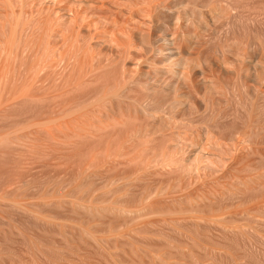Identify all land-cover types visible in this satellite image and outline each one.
Returning a JSON list of instances; mask_svg holds the SVG:
<instances>
[{
	"label": "rangeland",
	"instance_id": "obj_1",
	"mask_svg": "<svg viewBox=\"0 0 264 264\" xmlns=\"http://www.w3.org/2000/svg\"><path fill=\"white\" fill-rule=\"evenodd\" d=\"M13 1L0 264H264V0Z\"/></svg>",
	"mask_w": 264,
	"mask_h": 264
},
{
	"label": "bare ground",
	"instance_id": "obj_2",
	"mask_svg": "<svg viewBox=\"0 0 264 264\" xmlns=\"http://www.w3.org/2000/svg\"><path fill=\"white\" fill-rule=\"evenodd\" d=\"M3 1H4V2H3ZM3 1H0V3L2 2V3H5V5L7 4V6L10 7L9 9H12L13 11H14V9H16V8H14L15 6L12 7V6H13L12 3L14 2L13 0H3ZM33 1H35V0H31V2H33ZM38 1H39V0H37V2H38ZM47 1H48V0H47ZM50 1H51V0H50ZM71 1L74 2V4H75V3H76V4H83V5H87V4H88V0H80V1H79V0H71ZM89 1H90V3H91V0H89ZM114 1H115V0H114ZM15 2H16V1H15ZM15 2H14V3H15ZM20 2H21V6H23L24 4L27 3V0H20ZM20 2H19V3H20ZM101 2H103V1H101ZM101 2H100V4H97V3H96V4L100 6V5L102 4ZM110 2H111V0H110ZM151 2H154V0H153V1L151 0ZM60 3H61V2H60ZM111 3H112V2H111ZM147 3H148V2H147ZM15 4H16V3H15ZM35 4H37V3H35ZM35 4H34V2H33L34 7L36 6ZM44 4H45V2H44ZM53 4H54V3H53ZM68 4H69V3H68ZM2 5H4V4H2ZM2 5H1V6H2ZM5 5H4V6H5ZM26 5H27V4H26ZM33 5L31 4L32 7H33ZM45 5H46V4H45ZM58 5H59V4H58ZM65 5H66V4H65ZM88 5H91V4H88ZM102 5L104 6V4H102ZM102 5H101V6H102ZM16 6H17V8H18L17 10H19L18 3H17ZM19 6H20V5H19ZM37 6H38V5H37ZM37 6H36V8H38ZM46 6H48V4H47ZM49 6H50V5H49ZM68 6H70V5H68ZM74 6H75V5H74ZM107 6H108V5H107ZM147 6H148V5H147ZM5 7H6V6H5ZM32 7H30V8H32ZM58 7H59V6H58ZM104 7H105V6H104ZM108 7H109V6H108ZM148 7H151V6L149 5ZM36 8H35V10H34V8L31 9V10L36 11ZM42 8H43V6H42ZM46 8H47V7H46ZM46 8H45V10H46ZM64 8H65V7H64V6H61V5H60V7H59V9H60L61 11L64 10ZM67 8H69V7H67ZM88 8H89V7H88ZM106 8H107V7H106ZM119 8H120V10H121V7H119ZM2 9H3V8H2ZM6 9H8V8H6ZM22 9H23V11L25 10L24 8H22ZM28 9H29V8H28ZM48 9H49V7H48ZM48 9H47L46 12L49 11ZM52 9H53V8H52ZM75 9H76V8H75ZM82 9H83V8H82ZM85 9H86V8H85ZM89 9H90V8H89ZM133 9H134V8H133ZM43 10H44V9H43ZM45 10H44V11H45ZM135 10H137V9H135ZM9 11H10V10H9ZM21 11H22V10H21ZM21 11H20V12H21ZM28 11H30V10H28ZM56 11H57V10H56ZM69 11H70V8H69ZM132 11H134V10H132ZM17 12H18V11H17ZM17 12L15 11V12H13V13H17ZM42 12H43V11H42ZM52 12H54V11H52ZM67 12H68V11H67ZM85 12H86V11H85ZM22 13H24V12H22ZM26 13H27V12H26ZM30 13H31V11H30ZM37 13H38V10H37ZM50 13H51V12H49V14H50ZM57 13H58V11L55 13L56 16H57ZM79 13H80V11L75 10L73 16L76 18V17L79 16ZM87 13H90V14H91V13H92V12H91V9H90V11L86 12L85 14H87ZM96 13H97V12H96ZM120 13H121V14H119V16L122 15L123 12L120 11ZM130 13H131V12H130ZM134 13H135V12H134ZM8 14H10V12H9ZM11 14H12V11H11ZM24 14H25V13H24ZM27 14H28V13H27ZM32 14H33V13H32ZM32 14H31V17H32ZM46 14H47V13H46ZM46 14H45V15H46ZM49 14H47V15H48V17H47L48 21H47V19H46V22H44V24H43V26H42L43 28H44V27H48V28H46V30L49 29V28H51V27H53L52 24H53V22H54V21H53V22H52V21L49 22V20H50V16H51V14H50V16H49ZM53 14H54V13H53ZM61 14H62L63 16H65V14H64L63 12H62ZM68 14H69V13H68ZM97 14H98V17H99V13H97ZM97 14H96V15H97ZM115 14H116V13H115ZM115 14H114V15H115ZM128 14H129V13H128ZM136 14H137V11H136ZM1 15H2V14H1ZM13 15H14V14H12V16H13ZM20 15H21V14H20ZM41 15H42V14H41ZM45 15H44V17H45ZM47 15H46V16H47ZM62 15H61V16H62ZM112 15H113V14H112ZM7 16H8V15H6V17H7ZM15 16L17 17V15H15ZM34 16H35V15H34ZM34 16H33V17H34ZM38 16H40V15H38ZM42 16H43V15H42ZM68 16H69V15H68ZM73 16H71L72 19H73ZM132 16H133V14H132ZM134 16H135V15H134ZM16 17H15V18H16ZM18 17H20V16L18 15ZM18 17H17V18H18ZM27 17H28V15H27ZM31 17H29V18H31ZM33 17H32V18H33ZM44 17H43V18H44ZM51 17H52V16H51ZM96 17H97V16H96ZM98 17H97V18H98ZM100 17H101V16H100ZM100 17H99V18H100ZM123 17H124V16H123ZM123 17H122L121 22L124 21V22H122V23L124 24V23H125V20H124L125 18L123 19ZM32 18H31V19H32ZM34 18H35V17H34ZM34 18H33V19H34ZM62 18H63V17H62ZM62 18H59V14H58L57 19H62ZM65 18H66V17H65ZM71 18H70V16H69V19H71ZM75 18H74V19H75ZM115 18H116V17H115ZM120 18H121V17H120ZM120 18H119V19H120ZM128 18H129V17H128ZM132 18H133V17H132ZM19 19H20V18H19ZM19 19H18V20H19ZM44 19H45V18H44ZM44 19H43V20H44ZM72 19H71L70 23H72ZM85 19H86V18H85ZM87 19H88V18H87ZM95 19H96V18H95ZM100 19H101V18H100ZM147 19H148V18H147ZM0 20H1V19H0ZM18 20L16 19L17 24L19 23ZM28 20H29V19H28ZM28 20H25V21L28 22ZM35 20H36V19H35ZM37 20H38V17H37ZM51 20H52V19H51ZM53 20H54V19H53ZM64 20H65V19H63L62 22H63ZM88 20H90V19H88ZM88 20H85L86 23H87ZM96 20H97V19H96ZM115 20H116V19H115ZM131 20H135V19H131ZM2 21H3V20H2ZM19 21H20V20H19ZM32 21H33V20H32ZM32 21H30V22H32ZM55 21H56V19H55ZM74 21H75V20H73V22H74ZM116 21H118V20H116ZM135 21H136V20H135ZM135 21H133V22H135ZM144 21H145V20H143V22H144ZM148 21H149V20H148ZM151 21H152V20H151ZM21 22H22V21H21ZM48 22H49V23L52 22L51 25H50V27H49V25H48V26H44L46 23L48 24ZM59 22L61 23V21H59ZM66 22L68 23L69 20H65V22H63V23H66ZM106 22H107V20H106ZM108 22H110V21H108ZM108 22H107V23H108ZM126 22H127V21H126ZM128 22H129V21H128ZM128 22H127V23H128ZM141 22H142V21H141ZM141 22H140V23H141ZM4 23H5V22H4ZM4 23H3V25H2V22H1V24H0V25H1V26H0V27H1V30H0V31L2 32L3 35H4V34H7V33H4L6 30H5V31H4V30L2 31V27H4ZM8 23H11V22L9 21ZM32 23H33V22H32ZM35 23H36V22H35ZM57 23H58V22H57ZM63 23H62V25H63ZM89 23H90V22H89ZM113 23H114V26H113V25H112V26L115 28L116 25H117L118 23L115 22V21H114ZM113 23L111 22L110 24H113ZM115 23H116V24H115ZM122 23H121V24H122ZM127 23H126V24H127ZM129 23L131 24L132 21H130ZM144 23H145V22H144ZM144 23H142V24H144ZM146 23H147V22H146ZM20 24H21V23H20ZM22 24L25 25L24 23H22ZM29 24H30V23H29ZM29 24H28V25H29ZM39 24L42 25V24H41V21H40ZM58 24H59V23H58ZM72 24H73V23H72ZM82 24H83V22H82ZM87 24H88V23H87ZM91 24H92V23H91ZM91 24H90V25H91ZM134 24H135V23H134ZM26 25H27V23H26ZM31 25H32V24H31ZM35 25H36V24H35ZM59 25H60V24H59ZM62 25H61V26H62ZM66 25H67V24H65V25H63V26H66ZM75 25H76V24H75ZM83 25H84V24H83ZM85 25H86V24H85ZM85 25H84V26H85ZM94 25H95V24H94ZM104 25H105V24H104ZM118 25H119V24H118ZM127 25H129V24H127ZM8 26H10V25H8ZM11 26H12V25H11ZM14 26H15V25H14ZM16 26H18V28L21 27V26H19V25H16ZM16 26H15V27H16ZM29 26H30V25H29ZM38 26H39V25H38ZM63 26H62V28H63ZM87 26H88V25H87ZM22 27H23V26H22ZM24 27H26V26H24ZM36 27H37V26H36ZM36 27H34V28H36ZM67 27H68V26H67ZM77 27H78V26L76 25V29H77ZM94 27H95V26H94ZM94 27H93V28H94ZM113 27H112V29H113ZM131 27H132V26H131ZM131 27H130V28H131ZM4 28H5V27H4ZM10 28H12V27H10ZM10 28H9V29H10ZM13 28H14V27H13ZM30 28H31V26H30ZM34 28H33V29H34ZM54 28H55V26L53 27V29H54ZM70 28H71V27H70ZM79 28H80V27H79ZM110 28H111V27H110ZM116 28L118 29V27H116ZM133 28H134V27H132L131 29L134 30ZM9 29H8V30H9ZM14 29H15V28H14ZM14 29H13V30H14ZM21 29H22V31H24L23 28H21ZM27 29H28V28H27ZM39 29H40V28H39ZM44 29H45V28H44ZM53 29H52V31H53ZM82 29H84V28H82ZM89 29H90V26H89ZM97 29H98V28H97ZM97 29H96V30H97ZM112 29L109 30V31H112ZM123 29H124V28H123ZM16 30H17V29H16ZM16 30H14V31H16ZM46 30H45V33H44V30H43V29L39 30V32L42 31L44 34H46V33L48 34L49 31L47 30L48 32H46ZM56 30H58V28H57ZM60 30H62V29L59 28V31H60ZM67 30H70V29L67 28ZM79 30H81V29H79ZM118 30L121 31V32L123 31V30L120 29V26H119V29H118ZM10 31H11L10 33H11L12 35H14V34L16 33V32L14 33V31L12 32L11 29H10ZM22 31H21V32H22ZM27 31H28V30H27ZM32 31H33V30H32ZM50 31H51V29H50ZM59 31L56 32V33H59ZM72 31H74V29H73ZM97 31H98V30H97ZM97 31H95V32H97ZM106 31H108V30L106 29ZM106 31H105V32H106ZM124 31H125V30H124ZM137 31H138V30H137ZM139 31H140V34H137V33H136V35L140 36V38H142V40H147V38H148L149 35H146V33H144V34L146 35V36H145L143 33L141 34V30H139ZM1 32H0V33H1ZM39 32H38V33H39ZM42 32H40L39 34L42 35ZM117 32H118V31H117ZM121 32H119L120 35H121V34L123 35L124 33H123V32L121 33ZM126 32H127V30H126ZM126 32H125L124 35L127 36V37H128V35H129V37H130V33H129L128 35H126ZM128 32H129V31H128ZM13 33H14V34H13ZM23 33H24V32H23ZM34 33H35V32H34ZM34 33H33V34H34ZM50 33H51V32H50ZM72 33H73V32H72ZM72 33H69V34L71 35ZM78 33H79V32H78ZM97 33H99V31H98ZM101 33H102V32H101ZM106 33H110V32H106ZM111 33H113V34H111ZM111 33H110V34L113 35V36H110V34H109V36L111 37V38H110V39H111V42L114 43V42H115L114 39H116V41H117L116 44H117L119 47L122 46L123 44H121V45L118 44V43H119V42H118V38H116V36L114 35V32L112 31ZM11 34H9L10 37L4 35L5 37H8V38H6V39H8V40L5 41V43H4V44H5V45H4V48H3V43H2V45H0L2 49H7V50H8V48H7L8 45H9V46L11 45V46H10L11 49H12V46H13V49H14V45H15V43L13 42V39H12V41H11V39H10V38H13V36H12ZM20 34H21V33H20ZM47 34H46V35H47ZM64 34H65V33H64ZM80 34H81V33H80ZM134 34H135V32H134ZM17 35H18V34H17ZM26 35H27V34H26ZM50 35H53V34H50ZM61 35H63V34H61ZM61 35H60V36H61ZM76 35H77V34H76ZM4 36H3V37H4ZM14 36H15V35H14ZM20 36H22V35H20ZM23 36H24V35H23ZM48 36H49V34H48ZM48 36H47V39L49 38ZM64 36H65V35H64ZM72 36H73V35H72ZM101 36H102V35H101ZM117 36H118V34H117ZM16 37H17V36H16ZM25 37H27V36H25ZM35 37H37V36H35ZM41 37H42V36H41ZM50 37H51V36H50ZM106 37H107V36H106ZM112 37H115V38H113V40H112ZM164 37H165V36H164ZM19 38H20V37H19ZM31 38H32V37H31ZM39 38H40V37H39ZM45 38H46V37H45ZM61 38H62V36H61ZM66 38H67V37H66ZM73 38H74V37H73ZM91 38H92V37H91ZM104 38H105V37H104ZM104 38H103V39H104ZM132 38H134V37L132 36ZM149 38H150V37H149ZM168 38H169V37H168ZM15 39H17V38H15ZM32 39H33V38H32ZM34 39H35V38H34ZM51 39H52V37H51ZM74 39H76V38H74ZM74 39H73L72 41H73V42H76V41H74ZM87 39H88V38H87ZM87 39H86V40H87ZM129 39H131V38H129ZM163 39H166V38H163ZM163 39H162V40H163ZM17 40H18V39H17ZM29 40H30V39H28V41H29ZM37 40L40 41L39 39H37ZM37 40H36V41H37ZM42 40L45 41V39H42ZM49 40H50V38H49ZM57 40H59V38H58ZM66 40H67V39H66ZM68 40H69V39H68ZM91 40H92V39H91ZM99 40H100V38H99ZM99 40H97V41H99ZM101 40H102V39H101ZM9 41H11L10 44H9ZM23 41H24V40H23ZM28 41H27V39L25 40L26 45H28V44H27ZM38 41H37V42H38ZM47 41H48V40H47ZM50 41H51V40H50ZM63 41H64V40H63ZM70 41H71V40H70ZM70 41H69V42H70ZM77 41H78V40H77ZM97 41H96V42H97ZM113 41H114V42H113ZM120 41H121V40H120ZM149 41H150V39L148 40V42H149ZM171 41H172V40H170V42H171ZM1 42H2V41H1ZM3 42H4V40H3ZM12 42L14 43L13 45H12ZM15 42H16V40H15ZM17 42H18V45L16 44V47H19V49H20V46H21V45L19 44V41H17ZM21 42H22V41H21ZM61 42H62V41H61ZM78 42H79V41H78ZM144 42H145V41H144ZM168 42H169V41H168ZM168 42L163 43V45H164V48L168 49L169 52H171L172 47H170V44H169L170 42H169V43H168ZM7 43H8V44H7ZM22 43H23V42H22ZM28 43H30V42H28ZM31 43H32V41H31ZM33 43H35V41H33ZM46 43H47V42H46ZM62 43H63V42H62ZM66 43H67V42H66ZM71 43H72V42H71ZM71 43H69V44H71ZM120 43H123V42H120ZM124 43H125V42H124ZM149 43H150V42H149ZM171 43H172V42H171ZM36 44L39 45V43H36ZM41 44H42V43H41ZM48 44H49V41H48ZM57 44H58V42H57ZM57 44L55 45V47L57 46ZM76 44H77V43H76ZM78 44L81 45L80 43H78ZM100 44H101V43H100ZM146 44L148 45V43H146ZM172 44H174V43H172ZM6 45H7V46H6ZM34 45H35V44H34ZM45 45H46V44H45ZM111 45H112V44H111ZM114 45H115V43H114ZM5 46H6V48H5ZM30 46H31V45H30ZM39 46H40V45H39ZM47 46H48V45H47ZM47 46H45V47L48 49ZM58 46L60 47V45H58ZM70 46L72 47L73 44L70 45ZM70 46H69V47H70ZM85 46H86V45H84V48H85ZM118 46H117V47H118ZM125 46H126V44H125ZM128 46L130 47V45H128ZM16 47H15V49H16V52H15V53H17V51L19 52V49L17 50ZM26 47H27V46H26ZM45 47H44V48H45ZM63 47H64V46H63ZM69 47H68V48H69ZM71 47H70V48H71ZM81 47H82V46H81ZM81 47H80V48H81ZM90 47H91V46H90ZM115 47H116V46H115ZM117 47H116V49H117ZM10 48H9V51H11ZM23 48L25 49V43H24ZM23 48H22V49H23ZM31 48L34 49L35 46H34V48H33V46H32ZM31 48H30V52L32 51ZM41 48H42V46H41ZM44 48H43V49H44ZM64 48H65V47H64ZM70 48H69V49H70ZM74 48H75V47H74ZM82 48H83V47H82ZM121 48H122V47H121ZM124 48H125V47H124ZM124 48H123L122 50H124ZM150 48H151V47H150ZM164 48H163V49H164ZM13 49H12L11 52H13ZM43 49H42V50H43ZM47 49H46V51H47ZM51 49H52V48H51ZM59 49H61V47H60ZM59 49H58V50H59ZM72 49H73V47H72ZM85 49H87V48H85ZM88 49H89V48H88ZM111 49H112V48H111ZM125 49H126V48H125ZM151 49H152V48H151ZM156 49H157V48H156ZM27 50H28V47H27V49H26L25 51H27ZM34 50H35V49H34ZM52 50H53V49H52ZM58 50H57V48H56V51H58ZM73 50H74V49H73ZM75 50H76V49H75ZM77 50H79V49H77ZM77 50H76V51H77ZM91 50H93V48H91ZM118 50H119V49H118ZM149 50H150V49H149ZM159 50H160V49H159ZM9 51H8V53H7V51H6V53H1V56H2L3 54H6L7 56L11 55V54H9ZM22 51H23V50H22ZM22 51H21V53H22ZM44 51H45V50H44ZM46 51H45V52H46ZM56 51H54L53 53L55 54ZM67 51H68V50H67ZM80 51H81V50H80ZM110 51H111V50H110ZM119 51H120V50H119ZM125 51H126V50H125ZM1 52H3V51H1ZM4 52H5V51H4ZM11 52H10V53H11ZM33 52H35V51H33ZM33 52H32V53H33ZM51 52H52V51H51ZM58 52H59L58 55L61 56V54H60V50H59ZM77 52H78V51H77ZM82 52H83V51H82ZM123 52H124V51H123ZM123 52H122V53H123ZM24 53H26V52H24ZM24 53H23V54H24ZM53 53H51V54L53 55ZM61 53H62V52H61ZM66 53H67V52H66ZM80 53H81V52H79V54H80ZM87 53H88V51H87ZM89 53H90V51H89ZM91 53H92V51H91ZM91 53L89 54L90 56L88 55L89 57H91V55H92ZM122 53H121V55H122ZM128 53H129V52H128ZM155 53H156V51H155ZM17 54H18V53H17ZM17 54H16V55H17ZM27 54H29V53H27ZM72 54H73V53H72ZM72 54H70V55H72ZM74 54H75V53H74ZM93 54H94V53H93ZM118 54H120V53H118ZM125 54H126V53H125ZM165 54H166V53H165ZM25 55H26V54H25ZM31 55H32V54H31ZM36 55H37V54H36ZM58 55H57V56H58ZM77 55H78V54H77ZM111 55H112V54H111ZM38 56H39V55H38ZM38 56H37V57H38ZM40 56H41V55H40ZM46 56H47V55H46ZM55 56H56V54H55ZM57 56L55 57V59H57ZM59 56H58V58H59ZM65 56H66V54H65ZM78 56H79V55H78ZM80 56H82V54H81ZM84 56H85V55H83V57H84ZM93 56H94V55H93ZM97 56H98V55H97ZM3 57H4V55H3ZM14 57H15V56H14V53H13V56L11 57L13 60H11V59H10V60H11V61H14ZM16 57H17V56H16ZM22 57L24 58V56H22ZM27 57H28V55H27ZM30 57H31V56H30ZM53 57H54V55H53ZM75 57H76V56H75ZM86 57H87V54H86ZM100 57H101V56H100ZM119 57H120V56H119ZM121 57H122V56H121ZM121 57H120V58H121ZM60 58H61V57H60ZM63 58H64V57H63ZM69 58H70V57H69ZM73 58H74V57H73ZM76 58H77V57H76ZM80 58H81V57H80ZM87 58H88V57H87ZM92 58H93V57H92ZM92 58H90V59H92ZM94 58H95V56H94ZM3 59H4V58H3ZM15 59L17 60V61L15 60L16 62H19L17 58H15ZM20 59H22V58L20 57ZM29 59H30V58H29ZM29 59H28V61H29ZM33 59H34V58H33ZM41 59H42V58H41ZM51 59H52V56H51ZM61 59H62V58H61ZM61 59H60L59 62H61ZM78 59H79V58H78ZM84 59H85V58H84ZM112 59H113V58H112ZM166 59H167V58H166ZM0 60H2V57H0ZM6 60L8 61V58H6ZM6 60H5V61H6ZM31 60H32V58H31ZM44 60H45V59H44ZM44 60H43V63H44ZM63 60H64V59H63ZM67 60H68V59H67ZM67 60H66V62H67ZM86 60H87V59H86ZM2 61H3V60H2ZM7 61H6V64H4V68H6V67L9 68V67H10V66H8V65L10 64V61H9V64H8V65H7V63H8ZM28 61H27V62H28ZM39 61H41V60H39ZM54 61H55V60H53L52 62L55 63ZM56 61L58 62V59H57ZM99 61H100V60H99ZM111 61H113V60H111ZM166 61H167V60H166ZM20 62H21V61H20ZM23 62H24V60H23ZM34 62H35V61H34ZM34 62H32V65H34ZM47 62H48V60H46V63H47ZM64 62H65V61H64ZM88 62H89V61H88ZM95 62H96V61H95ZM102 62H103V61H102ZM24 63H25V62H24ZM41 63H42V62H41ZM92 63H93V62H92ZM2 64H3V63H2ZM11 64H12V63H11ZM16 64H17V63H16ZM16 64H15V65H16ZM38 64L40 65V62H39ZM47 64L49 65V62H48ZM47 64H46V67H45V64H44V67L46 68V71H48V69H50V68H48L50 65H53V64L50 63V65L47 67ZM93 64H94V63H93ZM97 64H98V63H97ZM5 65H6V67H5ZM32 65H31V66H32ZM39 65H38V66H39ZM11 66H12V65H11ZM20 66H21V65H20ZM59 66H60V65H59ZM100 66H101V65H100ZM15 67H16V66H15ZM25 67H26V66H25ZM42 67H43V64H42V66L40 65V68H38L37 72H35V73L38 74V73H39V72H38L39 69H41ZM51 67H52V66H51ZM56 67H57V66H56ZM7 68H6V69H7ZM32 68L35 69L34 66H32ZM2 69H3V66H2V68H1V71H2ZM6 69H5V72L9 70V69H8V70H6ZM11 69H12V67L10 68V70H11ZM16 69H17V67H16ZM21 69H22V68H21ZM36 69H37V68H36ZM57 69H59V67H58ZM13 70H14V69H13ZM28 70H30V68H29ZM31 70H32V69H31ZM55 70H56V69H55ZM175 70H176V69H175ZM177 70H179V69H177ZM15 71H16V70H15ZM19 71L21 72V70H19ZM35 71H36V70H35ZM44 71H45V70L42 69L41 72H44ZM49 71H50V70H49ZM53 71H54V70H53ZM56 71H57V70H56ZM179 71H180V70H179ZM8 72H9V71H8ZM11 72H13V71H11ZM16 72H17V71H16ZM27 72H30L29 74H31V72H33V71H27ZM51 72H52V71H51ZM54 72H55V71H54ZM57 72H58V71H57ZM61 72H62V71H61ZM176 72L178 73V71H176ZM180 72H181V71H180ZM9 73H10V72H9ZM55 73H56V72H55ZM59 73H60V72H59ZM174 73H175V72H174ZM177 73H176V74H177ZM0 74H1V73H0ZM3 74H4V71H3ZM3 74L1 75V77L3 76ZM6 74H7V73H6ZM33 74H34V72H33ZM37 74H36V75H37ZM39 74H40V73H39ZM46 74H47V73H46ZM49 74H50V72H49ZM49 74L46 75V76H49ZM178 74H180V73H178ZM27 75H28V74H27ZM27 75H26V76H27ZM42 75H43V73H42ZM52 75H53V74H52ZM181 75H182V74H181ZM8 76H9V75H8ZM10 76L12 77L11 73H10ZM13 76H14V75H13ZM18 76H20V75H18ZM22 76H23V75H22ZM5 77H7V76H5ZM11 77H10V79H11ZM37 77H38V76H37ZM40 77H41V75H40ZM55 77H56V76H55ZM181 77H182V76H181ZM3 78H4V77H3ZM18 78H19V77H18ZM18 78H17V79H18ZM47 78H48V77H47ZM7 79H8V77L6 78V80H7ZM14 79H15V78H14ZM44 79H46V78H44ZM50 79H51V78H50ZM50 79H47L48 82H49ZM53 79H54V77H53ZM182 79H183V78H182ZM1 80L3 81L2 78H1ZM1 80H0V82H2ZM6 80H5V81H6ZM11 80H12V79H11ZM24 80H25V79H24ZM34 80H36V79H34ZM37 80H38V78H37ZM9 81H10V80H9ZM22 81H23V80H22ZM25 81H26V80H25ZM28 81H29V80H28ZM15 82H16V81H15ZM16 83H17V82H16ZM34 83H35V82H34ZM5 84H6V82H5ZM24 84H25V83H24ZM0 85H1V84H0ZM8 85H9V84H8ZM27 85H28V83H27ZM44 85H45V84H44ZM25 86H26V85H25ZM30 86H31V85H30ZM40 86H41V85H40ZM49 86H50V85H49ZM12 87H13V85H12ZM28 87H29V86H28ZM28 87H27V88H28ZM27 88H26V89H27ZM28 90H30V88H29ZM49 90H50V89H49ZM22 91H23V90H22ZM46 95H47V94H46ZM44 96H45V95H44ZM0 97H1V96H0Z\"/></svg>",
	"mask_w": 264,
	"mask_h": 264
}]
</instances>
